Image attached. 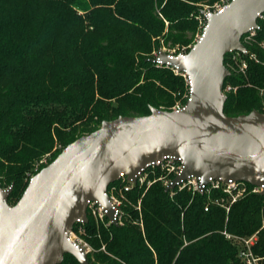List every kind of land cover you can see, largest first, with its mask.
Wrapping results in <instances>:
<instances>
[{
	"label": "trees",
	"instance_id": "trees-1",
	"mask_svg": "<svg viewBox=\"0 0 264 264\" xmlns=\"http://www.w3.org/2000/svg\"><path fill=\"white\" fill-rule=\"evenodd\" d=\"M216 1L0 0V187L12 184L7 203L44 167L34 170L42 157L49 164L102 121L147 115L150 107L171 111L185 83L150 62L152 49L160 39L168 48L191 44L202 6ZM256 23L254 42L243 46L258 62L237 52L223 59L233 53L247 63L244 77L230 72L224 80L223 89L236 86L225 93L227 116L264 113V25ZM147 171L128 190L122 179L108 187L119 201L116 224L87 214L89 264H244L240 244L223 233L256 234L252 252L264 264V195L248 193L227 213L215 205L204 211L205 193L165 191L160 181L147 186L161 174ZM61 264L79 263L65 255Z\"/></svg>",
	"mask_w": 264,
	"mask_h": 264
},
{
	"label": "water",
	"instance_id": "water-1",
	"mask_svg": "<svg viewBox=\"0 0 264 264\" xmlns=\"http://www.w3.org/2000/svg\"><path fill=\"white\" fill-rule=\"evenodd\" d=\"M264 0H230L215 12L201 11L202 31L188 52L158 58L189 79V94L178 111L150 107L143 116L104 120L68 145L32 175L18 201L9 205L12 184L0 187V264H61L65 255L89 264L67 233L87 222L88 202L106 210L116 224L107 188L121 177L135 182L147 166L166 156L182 168L164 188L188 176L241 181L264 195V113L227 116L223 83L226 54H246L241 38L257 28Z\"/></svg>",
	"mask_w": 264,
	"mask_h": 264
},
{
	"label": "built area",
	"instance_id": "built-area-1",
	"mask_svg": "<svg viewBox=\"0 0 264 264\" xmlns=\"http://www.w3.org/2000/svg\"><path fill=\"white\" fill-rule=\"evenodd\" d=\"M229 1L230 0H228L226 4ZM263 16H264V13L259 15L258 18H261ZM257 28L250 30L247 34L254 33V31ZM245 36L246 35H244V37ZM160 52H163L169 58L175 57L177 55L183 56L187 52L185 50L175 51V50H164V49L162 50L161 48H159L152 52L151 58L149 60L156 67H166V68H169L172 71V73L181 75L188 87V94H189L190 82H189L188 77L183 73H178L176 70V67L171 66L168 62L163 63L158 58V55ZM182 107L183 105L179 104V105H176L172 110L178 111ZM155 167L159 168V170L161 171V174L156 179H153L151 181L148 180L146 182V185L148 186L154 183L155 181H160L164 187H167L172 182L173 178L180 172L182 165H181V160L179 158L172 157V156H166L162 158L160 161H158L157 163L151 164L150 166H147L144 170H142L138 174L135 182L127 181L126 177H121L120 179L126 180L129 183V185L124 188V190H128L130 188V185H133L136 182H138L139 184H142L148 176L149 172L147 171V169L155 168ZM173 189H177V190L184 189V190H187L193 193L194 192L205 193L207 195V203L204 206V211H208L209 205H215L219 208H222L226 213L229 211L230 206L234 202H236L239 198L243 197L244 195L248 193L261 194V191H262V189L257 186H252L251 188H249L246 186L245 182H241V181L228 180L227 182H222L218 179L209 177L208 180L205 183H203L200 177H195V176H188L185 180H182L180 181V183L176 184ZM173 189H170V191ZM112 191L113 189L108 191V188H107V195L110 199V202L116 208L114 218L117 222L119 201L113 196ZM87 214H90L93 217L102 220L103 217L106 216L107 212L106 210H103L96 202L91 201V202H88L87 204L86 215ZM108 223H112V222L108 219ZM83 224H84L83 222L76 223L72 227V229L67 233V235H68L69 240H71L72 242L80 246L83 252L87 255L88 253L91 252V248L87 244V242H85L82 238V234H84V230L82 228ZM261 226L262 227L264 226V217L261 219ZM223 234L226 239H233L240 244L239 250H238V257L241 259V261L244 264H259L261 258L255 256L252 252V247L254 246L257 240L256 234H253L248 238L235 237V236H232L226 233H223Z\"/></svg>",
	"mask_w": 264,
	"mask_h": 264
},
{
	"label": "rangeland",
	"instance_id": "rangeland-1",
	"mask_svg": "<svg viewBox=\"0 0 264 264\" xmlns=\"http://www.w3.org/2000/svg\"><path fill=\"white\" fill-rule=\"evenodd\" d=\"M228 0H218L216 2H214L212 5H203L202 6V9L203 10H206V11H209V12H215L217 9L223 7L226 2ZM197 20L199 22V30L198 32L196 33V35L194 36V39H193V42L189 45H175L173 48H168L166 45L163 44V40L160 39L159 40V43H160V46L159 48H161L162 50H175V51H178V50H185L186 52H188V50L190 49V47L195 43L196 39L198 38V36L200 35L201 31H202V28L204 26V23H205V18L201 15L199 17H197ZM258 21V24H263L264 25V16L261 17V18H258L257 19ZM248 36V37H247ZM254 36V33H251V34H247L245 37H243L241 39V43L243 45H248L250 46L251 43H253V37ZM261 49L264 50V47L262 44H260L259 46ZM159 48H153L152 49V52L159 49ZM246 49V48H245ZM247 50V49H246ZM152 52H151V55H152ZM249 55H248V58L255 61V62H258L257 58L255 57V55L253 53H249L247 52ZM246 53V54H247ZM244 54V55H246ZM227 55V54H226ZM228 60L226 62V64L224 65L228 70L229 72L233 73L234 75L236 76H243L245 75V71H246V68H247V63L245 61V59H243L242 57H240L239 55L237 54H231L230 56L227 57ZM264 65V64H263ZM183 78V77H182ZM184 80V79H183ZM185 83V81H184ZM236 90V86H233V83H227L223 89V93H227V92H234ZM177 96V99L174 101V103L172 104V106L170 107V109L172 110L176 105H184L186 100H187V97H188V87L185 83V86H184V89H183V92L181 95H179L178 93L175 94ZM260 95H261V91H260ZM58 149H59V145H57ZM50 160V157L49 155L47 154L46 156L42 157V159L38 162V164L36 165V167L34 168V170H37L38 166H45L48 164ZM32 176V174H29L27 175V180H25V184L28 183V179ZM14 200H12V203L14 204L13 202ZM12 204V205H13ZM82 238H83V234H82ZM90 248H91V252L93 251V248L91 247V245H89ZM103 249V248H101ZM90 252V253H91Z\"/></svg>",
	"mask_w": 264,
	"mask_h": 264
}]
</instances>
